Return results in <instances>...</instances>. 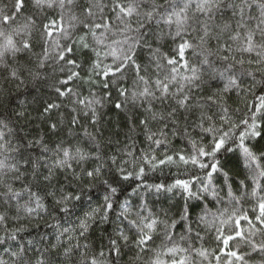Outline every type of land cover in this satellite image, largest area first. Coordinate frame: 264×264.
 <instances>
[{"label": "snow or ice", "instance_id": "1", "mask_svg": "<svg viewBox=\"0 0 264 264\" xmlns=\"http://www.w3.org/2000/svg\"><path fill=\"white\" fill-rule=\"evenodd\" d=\"M77 6L81 9L80 15L73 12ZM57 9L56 16L47 14V10ZM38 14L42 17L39 22L36 19ZM77 28L85 31L72 43L78 48L89 49L94 57L90 58L85 70L86 82L97 83L96 78H101L105 89L115 85L126 101L130 99L133 105L139 103L144 106L148 116L139 123L143 125L151 145L159 148L167 144L168 132L165 129L169 125L177 126L182 114L187 121L188 114L195 110H199L195 126L200 133L209 135L210 141L204 144V135L197 140L185 129L189 145L187 151L165 152L160 157L150 146V150L140 158L143 166H139L138 171L131 173L117 165L120 179L110 182L102 179L105 162L100 142L87 129L84 135L94 144L95 154L64 140L50 146L44 135L28 139L27 143H23L26 137H17L18 142L14 144L9 139L16 134L12 117L0 119V157H3L0 158V186L6 189L3 193L5 203L18 201L27 194L28 202L17 203L16 208L18 213L22 210L29 217L47 210L45 199L48 197L66 218L76 215L77 207L81 209L74 227L61 223L49 225L57 231L58 244L61 237L67 236L68 243L61 246L62 250L49 244L44 250H36L33 256L29 254L28 247L6 249L10 259L0 258V264H61L52 258L54 255L63 256L62 264H115L110 257L118 260L123 248L133 245L136 249L134 260L147 257L143 264H212V260L215 264H222V257L223 264H248L245 259L248 253L239 251L240 242L246 243L253 252L264 255V239L259 242L255 239L257 234L264 236V144L260 143L264 139V95H254L251 103L244 99L246 114L239 123L233 121L225 100V94L240 90L242 77H250L253 85L264 84V0H163L162 3L158 0H108L107 3L104 0H85L80 5L78 0H13L10 9H0V67L8 77L20 79L21 68L10 65L8 58L15 61L18 54L32 53L33 34L38 31L42 51L37 56L35 68H45L50 59L63 62L60 71L66 72V76L57 81L60 86L53 85L57 97H75L72 102L82 105L80 111L95 125L98 123L96 105H102V98L81 97L70 86L82 79L78 71L82 65L69 55L74 51L73 47L61 44V40L71 39L69 30ZM168 40L175 47L170 54H164L160 42ZM213 40L216 41L214 47L211 46ZM145 50L148 55L143 61L141 55ZM109 58L111 62H108ZM245 64L249 66L247 69L243 68ZM237 65L242 69L239 75ZM26 71L33 78H39V72L32 67H27ZM129 73L134 75L135 85L130 96L129 90L120 85ZM217 80L226 81L222 88L216 85L219 91L207 96L205 103H193V89H200L205 84L211 86ZM20 83L24 81L20 80ZM244 91L251 92L252 89ZM157 103H168L169 109L157 111ZM60 107V103L48 101L42 115L50 118ZM115 107L122 109L124 104L116 103ZM213 107L219 108V112H213ZM13 115L16 121L25 118L23 111H16ZM149 120L160 122L162 127L152 132ZM63 123L64 118L49 120L48 129L57 134ZM68 123L77 125L78 116L71 115ZM33 148L39 149L35 159L29 151ZM222 152L238 154L246 170V180L251 181V191H241V188L248 187L246 180H241L240 186L233 190L229 173L219 159ZM11 153H20L21 158L31 165L32 183L24 184L19 190L7 182L10 173L15 174L17 180L21 175L18 163L9 162ZM127 154L132 155L131 152ZM110 159L116 164L115 156ZM89 161L94 162L91 169L84 166ZM172 164L183 165L186 173L189 166L199 169V172L194 173V178L177 177L166 188L162 184L148 187H155L158 192L161 189L168 192L181 189L186 194L179 220H162L146 204L137 205L134 210L130 196L135 194V189L122 202L119 200L122 186L118 185L121 181L133 177L140 180L145 175V166L155 170L160 165ZM41 168L47 171L41 172ZM57 170L71 172L77 181L73 189L53 184ZM217 177L223 180L219 188L214 183ZM97 183L103 186L104 192L102 203L93 206L91 192ZM33 184L36 190H33ZM193 185H198L195 192ZM225 188L227 201L220 195ZM246 198L254 202L253 219L240 206ZM189 199L204 201L194 222L187 205ZM114 210L116 224L114 234L108 238L107 250L96 251L88 244L81 245L79 238L87 239L92 224L98 220L113 222L110 214ZM241 221L247 222V232ZM180 223L184 225L185 232L177 237L174 229ZM226 226H230V231H225ZM201 230L215 232L216 249L209 251L202 244L195 246L196 241H204ZM20 231H23L21 227L9 228L8 216L0 214V245L16 240ZM158 235L161 236L159 244L156 243ZM232 241H236L235 248L230 245Z\"/></svg>", "mask_w": 264, "mask_h": 264}, {"label": "trees", "instance_id": "2", "mask_svg": "<svg viewBox=\"0 0 264 264\" xmlns=\"http://www.w3.org/2000/svg\"><path fill=\"white\" fill-rule=\"evenodd\" d=\"M105 3L108 0H104ZM158 2H163V0H158ZM13 0H0V9L8 10L11 8ZM85 3V0H78V5ZM30 11H35V9H30ZM57 10H47V14L50 16H56L58 14ZM80 7H74L73 12L76 15H80ZM27 15V13H25ZM111 15V14H109ZM42 18L37 15L36 19L39 22V19ZM23 18H21L22 22ZM114 22V21H113ZM71 32V39L61 40V44H68L73 47L74 51L69 54L71 58L75 59L76 62L82 65L81 69L78 71L81 72L82 79L74 81L70 86L73 87L81 97H87L89 99L96 97L102 98V105H96L98 109V123L93 125L89 117L84 116L80 109L83 107L79 104H74L72 101L75 100V97L72 98H59L54 90L53 85L60 86L57 81L63 79L66 76V72H61L60 68L63 62L57 63L54 59H50L48 64L43 69H36L35 62L37 56L41 54L42 44L39 40V33L34 32L33 36V50L32 53L18 54L15 61L11 57L8 58L10 65H14L21 68V75L19 80H13L8 77V74L2 67H0V119L7 117H12L14 121L13 127L15 129V135L10 136L9 139L15 144L17 143V137H26L23 143H27L28 139L33 137L44 135L46 141L51 146L54 143H57L61 140L66 141L70 145H78L83 148L85 151L92 152L95 154L94 144L90 141L88 137L84 135V130L87 129L88 132L96 135L97 140L100 142V150L104 157V175L102 179H107L110 182L119 180V172L117 165L125 168L128 172L134 173L138 171L140 164V158L145 153V151L155 148L154 145H151V142L147 139V134L143 125L139 122L144 120L148 113L145 112V107L137 103L133 105L131 100H125V97L119 94V91L115 85H110L108 89L103 87L101 78H96L97 83H88L86 82L87 76L85 70L88 68L90 58L92 53L89 49L78 48L75 44L72 43L77 36L83 34L85 30L77 28L76 30H69ZM226 38V37H225ZM89 42H91V37H89ZM162 45L161 51L164 54H170L175 45L171 40L167 42L161 41ZM216 41L211 42V46H215ZM54 56L55 53H52ZM147 50L141 55V60L146 61L147 59ZM195 62V58H192ZM29 60L31 63L29 64ZM111 62V58L109 61ZM27 67H32L34 71L39 72V78H33L26 71ZM249 66L245 64L244 69H247ZM241 67L237 65L236 71L239 75ZM257 80L260 79L257 75ZM243 83L240 86V90H233L225 94V100L230 108V115L236 123H239L240 119L246 114V108L244 104V99H247L251 103L254 95H264V84H255L253 85L250 77H242ZM20 80H23L24 83L21 84ZM226 81H213L212 85L209 86L205 84L200 89H193V103H205L206 97L212 93L219 91V88L216 85H219L222 88L223 84ZM120 85L129 90V96L131 91L134 90V75L132 73L128 74V77L125 81H121ZM251 88V92H245L244 90ZM174 90V89H173ZM48 101H56L61 104V107L58 110H55L50 118L46 115H42L44 104ZM116 103L124 104L122 109H117L115 107ZM76 109V111H73ZM157 111L163 109L167 111L169 109V104L165 103L161 105L157 103L155 105ZM239 109V111H237ZM16 111H23L25 113V118L16 121V117L13 115ZM213 112L218 113L219 108L213 107ZM199 110H195L192 113H189V119L184 120L183 114L180 116L179 123L177 126L169 125L167 129L168 132V143L161 145L159 148H155V153L162 157V154L167 152L172 154L174 152L189 149L188 139L184 135L185 129L192 135V137L199 140L200 135H204L203 143L207 144L210 141V136L207 134L200 133V129L195 125L197 123ZM71 115H77L79 123L77 125H69L68 120ZM64 118V123L61 125V131L57 134H53L48 129L49 120H59ZM217 124L219 125V120L217 118ZM162 127V124L158 121L149 120V128L152 132L158 131ZM227 127V125H223ZM134 128L135 131H130ZM175 133V134H173ZM255 143V141H253ZM260 143L264 144V139L260 140ZM32 153V158L35 159V156L39 153L38 148L30 149ZM131 152L132 155L129 156L127 153ZM27 155V153H25ZM116 157V164H113L111 157ZM3 158V157H0ZM219 159L224 167L225 171H228L230 176V183L233 186L235 191L238 186H240L241 180H246V170L243 168L242 162L236 153H221ZM10 163H18L21 175L20 179L17 180L14 178L15 174L10 173L7 179L8 183H11L12 187L16 190L22 188L24 184L32 183L31 176V165L27 163L26 160L21 158L20 153H11ZM51 161H49L50 163ZM85 167L91 169L94 166L93 161H89ZM186 173L183 165H160L155 170H150L145 166V175L140 179L136 180L134 177L128 181H121L120 185L122 186L121 194L119 200L122 202L125 197L133 193L135 189V194L130 196V201L133 204L135 210L137 205L146 204L148 209L151 210L154 214L158 215L160 219L170 218L179 220V212L183 209L186 201L185 195L181 189H173V191L168 192L165 189H161L159 192L156 191L155 187L149 188L148 186H154L157 184H162L165 188L172 184L177 177L180 178H194V173L199 172V169H191ZM41 172H46V168H41ZM79 171V168H77ZM203 176V173H200ZM77 181H75L71 172H65L64 170H57L55 173V178L53 184L57 187L65 186L70 190L74 188ZM215 185L219 188L223 184L222 177H217L214 181ZM248 185L247 189L241 188V191L247 190L251 191V181L246 180ZM198 185H193V191H197ZM33 190H36L35 184H33ZM6 189L0 186V214H5L8 216V226L9 228L21 227L23 231L17 233L16 240H8L6 244L0 245V258L9 260L8 250H17L18 247H28L29 254L35 255L36 250H44L49 244L57 245L58 248H61L62 245L68 243L67 236L61 237L58 244L56 240L57 231L54 230L49 225L61 223L66 227H74L77 222V217L81 214L80 207L76 209V215L66 218L63 213L54 206L53 201L50 197L45 199V204L47 206L46 211H40L39 214H33L31 217L26 216L25 213L16 208V204H25L28 202L27 194H24L18 201L14 200L11 203H5V197L3 193ZM227 189L220 193L227 201L226 196ZM104 188L102 185L97 183L96 187L92 190L91 196L93 198V206L96 203H102V195ZM240 193H237L239 195ZM88 193H85L84 199H87ZM253 201L243 200L241 202L242 209L247 212L250 219H253L252 207ZM204 201H197L193 199L187 200V205L189 207V214L191 220L196 221L198 215L201 213V207L203 206ZM218 207H223V205H218ZM215 211V209H213ZM19 216V218H17ZM55 217V219H53ZM110 220L112 223H102L99 220L92 224L89 232L87 233V239L79 238L81 245L88 244L90 248L99 251L101 249L107 250L108 238L110 235H113V229L116 224V211L110 214ZM241 226L245 229V232L248 231L247 222L241 221ZM193 227L195 224L193 223ZM163 226L161 225V232ZM225 231H230V226L225 227ZM177 237L185 232V227L182 223L177 224L176 229H174ZM201 235L204 236V241H196V247H200L201 244L203 247L207 248L209 251L216 249L217 242L215 239V232L209 231L205 233L201 230ZM161 236L156 237V243L159 244ZM257 242L261 239H264V236L257 234L255 236ZM31 242V243H29ZM75 241H73L74 243ZM232 247H236V241L230 242ZM53 252L56 249H52ZM239 251L241 253H248L245 256V259L248 261V264H264V255L259 252H253L246 243L240 242ZM136 254L135 246H130L123 248L122 255L117 260L114 256L110 257L111 260H115V264H143V260L147 257H142L140 261L134 260ZM219 254V252H217ZM54 260L63 262L62 255H54L52 257ZM79 259V257H76ZM199 259V258H197ZM207 264V262H205ZM212 264H215V260H212ZM223 264V257H222Z\"/></svg>", "mask_w": 264, "mask_h": 264}]
</instances>
